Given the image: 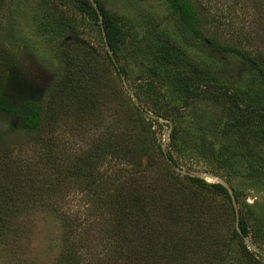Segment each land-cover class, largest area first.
<instances>
[{"label": "trees", "instance_id": "trees-1", "mask_svg": "<svg viewBox=\"0 0 264 264\" xmlns=\"http://www.w3.org/2000/svg\"><path fill=\"white\" fill-rule=\"evenodd\" d=\"M69 1L76 4L81 14L98 23L104 44L118 64L116 54L126 35L117 17L94 0L102 17L100 25L90 0ZM165 1L169 14L195 38L218 53L237 58L243 63L244 73L252 75L248 88L244 87L242 92L223 90L216 96L206 97L219 106L231 104L222 135L234 141L237 155L247 162L246 169L251 171L255 164L256 169L264 167V154H259L264 150V105H261L264 102V52L257 49L251 55L235 44L208 36L202 17L190 0ZM261 4L264 10V0ZM11 12L12 0H0V128L6 126L10 133L17 130L27 133L34 147H41V151L37 153V163L28 161L7 143L8 135L0 129V249L13 257L32 233L19 218L42 211L54 217L60 228L53 264H191L193 256L204 252L203 231L212 230L211 223L217 220L216 207L211 205L214 196L225 199L235 223V211L224 186L207 183L197 176L180 175L175 171L178 165L173 156L161 147L158 153L165 167H143L151 130L145 122L147 116L136 105L121 108L123 114L118 115L125 121L121 131L109 127L94 142L82 140L83 131L78 121H90L98 113L100 100H104L103 79L107 76V66L110 65L118 77L119 66L107 50L105 66L98 63L97 58L91 60L94 57L87 46L81 45L76 50L74 41L63 38V46L55 55L57 65L53 80L44 90L37 89L20 74L18 51L5 33L12 26ZM51 19L54 25L65 24L62 17ZM62 29L65 27L58 28L56 34L62 36ZM160 62H165L164 56L160 55ZM154 73L152 69L151 74ZM167 76L173 83L188 82L183 76ZM186 93L189 99L202 94L196 88L194 92L187 88ZM151 112L161 116L155 109ZM65 113L73 115L71 140L80 143L82 140L88 145L81 153L66 154L59 144L64 139L59 137L57 126ZM170 138L172 149L178 154L189 149L200 159L209 160L214 156L212 150L206 151L204 143L192 144L194 140L182 131L177 133L173 129ZM174 175L182 176L187 184L175 183ZM70 194L80 207L79 216L70 217L61 211L59 201ZM234 195L238 207V195L235 192ZM238 214L239 232L234 225L230 238L236 240L242 257L251 259L254 264H264V251L250 250L244 242L247 238L250 244H259L256 237L264 238V228L259 232L256 222L253 230L242 209L238 208ZM207 215L211 217L209 220ZM19 262L25 264V260H18L16 264Z\"/></svg>", "mask_w": 264, "mask_h": 264}, {"label": "rangeland", "instance_id": "rangeland-1", "mask_svg": "<svg viewBox=\"0 0 264 264\" xmlns=\"http://www.w3.org/2000/svg\"><path fill=\"white\" fill-rule=\"evenodd\" d=\"M41 1L12 0V26L5 30L18 51L20 74L29 83L37 89L44 90L48 87L56 70V51L61 49L65 38L75 42L76 50L81 45L87 46L94 57L91 60L97 58L98 63L107 66V61H104L107 48L99 33L98 23L92 17L81 14L76 4L69 0H44V3H40ZM97 1L108 13L117 17V23L126 37L119 44V52L116 54L120 76L116 75L110 65L107 66V76L103 79L104 100H100L96 110L98 113L90 121H78L83 131L82 140L94 142L109 127L121 131L125 125L122 115H118L123 114L121 108L139 106L141 113L147 116L145 122L151 130L147 136L150 146L142 166L159 169L165 167L158 153V147H164L165 153L169 152L173 156L179 168L202 176L200 178L207 183L229 185L238 195V208L243 210L253 230L256 229V222L258 223L257 229L260 232V228H264V167L256 169L255 164L251 171L246 169L247 162L243 156L237 155L234 141L227 140L222 135L223 126L228 121L227 109L231 104L219 106L206 97L216 96L223 90L242 92L244 87L248 88L252 75L244 73L243 63L237 58L218 53L181 26L169 14L165 0ZM190 1L202 17L208 36L223 43L235 44L251 55L257 49L264 52L263 0ZM60 17L65 19V24L54 25L51 18L60 20ZM61 27H65L62 29V36L56 34ZM80 51L82 52L81 49ZM158 51L165 57V62H160ZM172 54L177 57L171 56ZM152 69L154 74H151ZM167 74L183 76L188 82L173 83ZM187 88L193 92L195 88L199 89L202 94L198 98L189 99L188 94H184ZM151 91L155 94H151ZM152 109L157 110L161 116L151 112ZM66 113L61 115L57 126L60 130L59 137L64 139L59 144L66 154L81 153L88 145L82 140L81 143L71 140L74 137V134L70 135L73 115ZM0 129L8 135L7 143L16 152L19 151L28 161H39L37 153L41 151V147H34L30 135L20 130L10 133L6 126ZM173 129L177 133H186L187 137L189 135L194 140L192 144L204 143L206 151L212 150L214 156L205 160L189 149L181 154L174 152L170 138ZM44 152L42 149V153ZM202 154L207 155V152ZM259 154L263 155L264 150L259 151ZM182 176L174 175L172 179L177 184H187ZM211 203L216 207L217 220L211 223L212 230L206 228L202 233L204 252L193 256L189 262L254 264L251 259L242 257L236 240L230 238L235 223L232 222L225 199L214 196ZM59 204L61 211L67 216L80 215V207L73 202L71 194L62 198ZM210 218L209 215L206 216L207 220ZM19 220L32 233L19 245L18 252L13 257L0 249V264H16L21 259L25 260V264H53V258L58 252L60 232L56 219L39 211L23 214ZM256 239L259 244H251L252 248L264 251V238ZM218 242L221 244L216 245Z\"/></svg>", "mask_w": 264, "mask_h": 264}, {"label": "water", "instance_id": "water-1", "mask_svg": "<svg viewBox=\"0 0 264 264\" xmlns=\"http://www.w3.org/2000/svg\"><path fill=\"white\" fill-rule=\"evenodd\" d=\"M90 1H91V3L93 4V7L95 8V10H96V12H97V14H98L99 24L102 25V17H101V15H100V12H99V9H98V7H97V4H96V2H94V0H90ZM101 27H102V26H101ZM103 35H104V34H103ZM106 48H107V51H108L109 56L111 57V59L113 60V62L115 63V65H117L115 59H114L113 56H112V52L109 50V48H108L107 45H106ZM122 79H123V77H122ZM161 148H162L163 151H165V150H164V147H161ZM175 170H176L178 173H180L181 175H184V176H185V175H189V176H197V177H199V178L202 177V176H200V175H193V174H191V173H188V172H186L185 170H183V169H181V168H179V167H176ZM218 184H221V185L224 186V188L226 189V191H227V193H228V195H229V197H230L231 204H232L233 209H234V211H235V228H236V230L239 232V214H238V207H237V202H236V198H235V195H234V191H233V189H232L229 185L222 184V183H220V182H218ZM244 242H245V244L247 245L248 249L253 250V251H255V252H258L257 250H255V249L252 248V246H251V244H250V242H249V240H248L247 238L244 239Z\"/></svg>", "mask_w": 264, "mask_h": 264}]
</instances>
